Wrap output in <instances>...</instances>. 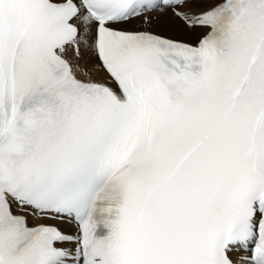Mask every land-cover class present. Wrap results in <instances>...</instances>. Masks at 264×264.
Wrapping results in <instances>:
<instances>
[{"label": "snow or ice", "instance_id": "snow-or-ice-1", "mask_svg": "<svg viewBox=\"0 0 264 264\" xmlns=\"http://www.w3.org/2000/svg\"><path fill=\"white\" fill-rule=\"evenodd\" d=\"M165 8L207 32L112 27ZM82 46L106 79L73 65ZM238 248L264 264V0H0V264H234Z\"/></svg>", "mask_w": 264, "mask_h": 264}, {"label": "bare ground", "instance_id": "bare-ground-1", "mask_svg": "<svg viewBox=\"0 0 264 264\" xmlns=\"http://www.w3.org/2000/svg\"><path fill=\"white\" fill-rule=\"evenodd\" d=\"M195 4L196 3L189 4L185 8L191 9L194 12L199 11V10H201L203 8L202 6L196 7V6H194ZM203 5H207V4L203 3ZM166 10H169V9H164L163 11H161V10H153V11L148 12L146 14H143V15H141L139 17H135V18L131 19L126 24H128V23H131V24L132 23H136L138 21H140V22L142 21V23H146L145 22V17H147L146 27H147V25L151 24L149 26L155 25L156 27H159L162 30L168 31V32L170 31V29L173 28V29H177L181 33H187V35L189 33L195 32V31H202L203 30L201 28H191L190 29V28H182V27H180L175 20L170 19V17L165 13ZM156 11H160V13H155ZM123 24H125V23H123ZM138 25H139V23H138ZM132 26H134V25H132ZM178 31H177V33H179ZM203 32H204V30H203ZM184 36H185V34H184ZM79 60L84 66H86L87 68L90 69V71H91V73L93 75H96V76H104L105 75V73H103L102 71L95 72L93 70L94 66L96 65L97 59H96V57L94 56V54L90 50L84 48L83 51H82V58H80Z\"/></svg>", "mask_w": 264, "mask_h": 264}, {"label": "rangeland", "instance_id": "rangeland-1", "mask_svg": "<svg viewBox=\"0 0 264 264\" xmlns=\"http://www.w3.org/2000/svg\"><path fill=\"white\" fill-rule=\"evenodd\" d=\"M194 6L196 7H200L202 6L203 8L207 7L208 5H203V3H196ZM155 13H160V11H156ZM165 13L170 17V19H173L175 20L178 25L182 28H188L184 22L182 20H180L177 16L174 15V13L169 9V10H166ZM179 20V21H178ZM139 23V25H138ZM144 24V25H143ZM121 25H126L124 26L125 28H130V29H133V28H137V29H149V30H154L156 32H159V33H162V34H165V35H168V36H171V37H175V38H179V39H184V40H195L199 37L200 34L203 33V30L205 31L206 29H203L202 31H195V32H192V33H189L187 35V33H181L180 31H178L177 29H170V31H164L162 30L161 28L159 27H156L155 25H152V26H149L147 25L146 27V23H142V21H138L136 23H128V24H121ZM134 25V26H132ZM155 26V27H154ZM149 27V28H148ZM173 30V31H172ZM176 31V32H175ZM177 31L180 33H177ZM176 33V34H175ZM195 33V34H194ZM197 33V34H196ZM185 34V36H184ZM194 34V35H193ZM196 36V37H195ZM190 37V38H189Z\"/></svg>", "mask_w": 264, "mask_h": 264}]
</instances>
